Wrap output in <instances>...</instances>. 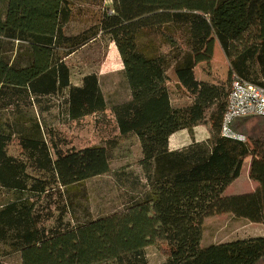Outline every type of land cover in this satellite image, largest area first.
Returning <instances> with one entry per match:
<instances>
[{"label": "trees", "instance_id": "trees-1", "mask_svg": "<svg viewBox=\"0 0 264 264\" xmlns=\"http://www.w3.org/2000/svg\"><path fill=\"white\" fill-rule=\"evenodd\" d=\"M109 1L71 34L76 2L96 0H0V264H152L149 245L165 256L158 264H260L264 236L202 246V234L204 219L220 214L264 224V116L232 121L243 139L221 134L232 76L264 87V0ZM258 22L261 34L242 46ZM103 36L122 62L128 95L111 110L120 136L139 142L143 189L118 211L90 217L81 207L79 218L76 194L110 172L116 141L64 150L43 115L107 109L98 74L72 84L66 62ZM212 36L228 56L222 82L195 70ZM171 83L184 104L173 102ZM196 126L207 139L169 148L172 134ZM246 159L255 188L224 195Z\"/></svg>", "mask_w": 264, "mask_h": 264}, {"label": "rangeland", "instance_id": "rangeland-1", "mask_svg": "<svg viewBox=\"0 0 264 264\" xmlns=\"http://www.w3.org/2000/svg\"><path fill=\"white\" fill-rule=\"evenodd\" d=\"M5 0H1L3 3ZM109 0H96L80 5L76 2L77 10L72 22L68 24V33L74 34L95 23V14L99 8L109 7ZM263 27L258 22L252 30L246 31L242 46L261 34ZM70 67V81L79 85L83 75L97 73L102 92L107 100V109L101 113L87 115L77 120H69L62 113V108L53 107L43 115L45 124L54 130L57 142L61 148H82L90 145H103L116 141L117 146L112 150L110 172L102 176L86 180L82 191L76 194L77 215L85 217L81 207H87L90 217L109 214L123 208L130 195L142 191V170L137 161L141 157L140 145L134 136H120L119 128L111 105L126 99L128 95L122 75V62L113 42L107 36L98 37L92 43L70 55L67 60ZM197 77L211 81L222 82L228 76V56H226L215 37L207 41L204 51L194 58ZM177 84L171 83L172 100L184 104L185 96L179 95ZM180 96V97H179ZM179 98V99H175ZM58 99V98H56ZM253 119L249 124H254ZM197 127V126H196ZM194 127L192 134L187 129H181L171 138L172 146H182L206 135ZM196 129V130H195ZM183 147V146H182ZM249 159L244 161L241 173L237 179L224 190V195H235L252 192L255 188L248 178ZM254 185V186H253ZM264 236V225L251 223L231 214L210 216L203 221L202 246L227 241L238 237ZM150 263H161L165 256L155 245L146 247ZM5 264H18L16 256L5 259ZM260 264H264L262 261Z\"/></svg>", "mask_w": 264, "mask_h": 264}, {"label": "built area", "instance_id": "built-area-1", "mask_svg": "<svg viewBox=\"0 0 264 264\" xmlns=\"http://www.w3.org/2000/svg\"><path fill=\"white\" fill-rule=\"evenodd\" d=\"M252 116H264V87L232 76L226 109L223 114L221 134L243 139L231 129V123L236 118Z\"/></svg>", "mask_w": 264, "mask_h": 264}, {"label": "crops", "instance_id": "crops-1", "mask_svg": "<svg viewBox=\"0 0 264 264\" xmlns=\"http://www.w3.org/2000/svg\"><path fill=\"white\" fill-rule=\"evenodd\" d=\"M201 53H199V54H196L195 56H194V58L197 56V55H200ZM206 131V135L203 137V138H201V139H195V141H203V140H205V139H207L208 138V132H207V130L203 127V126H197L196 128H198V129H200L201 131H202V128ZM196 130V129H195ZM177 132H175L174 134H176ZM174 134H172L171 136H170V138H169V148L171 149V150H173V149H180V148H182V146L183 147H185V146H187L188 144H190L191 142H188V143H186V144H183L182 146H172V144H171V138L174 136ZM237 179V178H236ZM254 183V182H253ZM254 186V185H253ZM262 225H264V224H262Z\"/></svg>", "mask_w": 264, "mask_h": 264}]
</instances>
